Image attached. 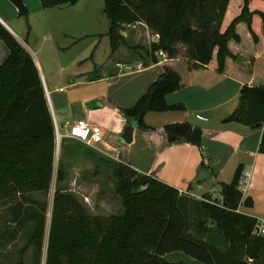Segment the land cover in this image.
<instances>
[{"label":"trees","instance_id":"trees-1","mask_svg":"<svg viewBox=\"0 0 264 264\" xmlns=\"http://www.w3.org/2000/svg\"><path fill=\"white\" fill-rule=\"evenodd\" d=\"M21 17L29 10L23 0H10ZM43 8L73 5L78 0H40ZM110 20L111 53L126 44L121 33L125 25L144 23L158 40L145 51L158 63L156 53L167 58L177 54L176 45H186L188 70L205 67L224 73L228 59H234L232 43L246 49L262 42L264 0H104ZM244 25L246 35L238 31ZM30 31V26L28 25ZM0 38L9 54L0 65V195L12 197L51 188L56 134L39 68L24 45L0 22ZM247 41V46L244 44ZM262 51V46H257ZM262 59H260L261 61ZM263 64V62H262ZM244 73H251L256 60ZM258 66V64H257ZM260 66V65H259ZM98 66L88 74L98 78ZM182 74L169 65L136 101L122 109L128 121L143 130H154L144 122L148 112L185 109L170 104L167 95L183 87ZM224 123L263 128L260 151L264 153V83H245L237 106ZM162 136L169 142L186 141L201 146L203 130L190 122L170 123ZM116 190L123 212L109 217L90 215L72 194L55 191L45 264H186L168 261L164 255L182 251L204 264H264V236L254 233L258 220L238 211L243 198L239 189L243 177L240 164L229 182H221V200L202 199L181 193L176 187L139 173L121 161L115 169ZM36 240L33 264H41L42 230ZM23 264V260L20 261Z\"/></svg>","mask_w":264,"mask_h":264},{"label":"crops","instance_id":"crops-1","mask_svg":"<svg viewBox=\"0 0 264 264\" xmlns=\"http://www.w3.org/2000/svg\"><path fill=\"white\" fill-rule=\"evenodd\" d=\"M29 10L28 17H21L18 8L10 0H0V22H2L26 47L34 58L40 69L41 76L45 82L46 90L49 93L51 104L57 118V111L60 114L63 124L67 121H77L79 119L86 120L91 124L100 125L104 132V142L102 147L106 150H117L114 143H126L120 140V136L128 125L133 126V121H128L122 109L129 107L135 101L137 95L142 96L149 86L162 73L165 65H169L178 70L179 61L174 58H162L158 63H150L140 69H131L129 64H121L120 62H112L111 65L104 68V64L93 62L88 66L87 70L81 71L80 67H75L74 73H65L64 75H54L52 79V89L49 87L46 74V59L50 60L46 55L39 56L44 50L42 42L37 38L32 46H28L25 42L32 39L31 31L34 34V26H30L32 15L38 18L39 24L48 26V22L54 25L53 30H46L45 41H50L51 51L55 60H63L64 52L71 47V43L64 44V41L70 37L65 31L66 27L62 24L70 25L78 23L80 17L70 13L64 14L60 9L67 4L59 5L51 8H43L40 0H23ZM264 10V4L261 5ZM46 24V25H45ZM30 26V31L28 29ZM143 26L145 33L149 29L144 23L131 24ZM32 27V30H31ZM243 24H239L238 31L247 37V30ZM143 32V33H144ZM142 33V34H143ZM262 42L254 45V49H246L243 44L236 45L232 43L234 53L238 56L234 59H228L227 69L224 73L218 72L211 67H205L190 71L183 66V87L173 93L167 95V101L170 104L182 103L185 105V113L176 115L175 111H165L158 114L160 119H167L165 123H181L190 122L195 126H199L203 130L202 144L200 147L186 142L177 141L169 143L163 136L162 126H152L154 130L142 131L145 138V147L142 150L146 162H127L144 175H152L162 181H167L184 194L202 199L205 195H210L214 190L221 189V182H229L233 178L236 168L243 165V177L246 182H240L239 189L243 193L242 201L238 211L256 218L264 219V153L260 151V144L263 136V128H251L241 124L224 123L226 117L231 115L237 106L240 89L243 84H260L264 83V23H262ZM153 42L158 40L157 34H152ZM58 39V40H56ZM34 40V39H33ZM61 41V42H60ZM70 43V44H69ZM262 46V51L257 49ZM36 49V50H35ZM9 54V48L0 38V65L4 62ZM111 55V47H110ZM109 55V56H110ZM239 56H243V64H238ZM255 59L256 66L251 73H244L247 70L246 65ZM260 59H262L260 61ZM187 62V61H185ZM263 62V64H262ZM258 64V66H257ZM260 65V66H259ZM98 66L100 72L98 78L94 80L88 79V74L94 71ZM161 66V70L157 67ZM124 67L125 70H122ZM93 68V69H92ZM118 68H121L120 70ZM103 70V71H102ZM102 71V72H101ZM184 71V72H183ZM145 74L140 81L128 80L126 87H117L114 89L113 98H109L108 94L114 87L116 77L127 78L131 74ZM157 73V74H156ZM160 73V74H158ZM158 75V76H156ZM186 78V79H185ZM135 84V95L130 98L131 102L123 104L116 98L120 89H126ZM63 85V86H60ZM79 90L86 92L80 93ZM183 91V92H182ZM182 92V93H180ZM75 95V98H72ZM54 96V99L53 97ZM78 96L79 98H77ZM122 97V96H120ZM138 99V98H137ZM58 120V118H57ZM153 123V122H151ZM151 124H149L150 126ZM132 134V141L126 143L133 145L139 134V129L135 128ZM112 147V148H109ZM175 158H178V165L184 164L183 171L179 172V179L168 180L163 176V171L168 168L170 172ZM190 168L189 175L186 177V169Z\"/></svg>","mask_w":264,"mask_h":264},{"label":"rangeland","instance_id":"rangeland-1","mask_svg":"<svg viewBox=\"0 0 264 264\" xmlns=\"http://www.w3.org/2000/svg\"><path fill=\"white\" fill-rule=\"evenodd\" d=\"M67 5L69 6H64V8L60 10L64 12V14L70 13L75 17L79 16L80 19L78 23H72L67 26L62 24L63 27H66L65 31L70 34V37L72 36L64 41V44L70 42L72 45L64 52L65 56L63 60H55L56 57H53L49 50L51 42L44 40V38H46L45 36H47L45 29H54V25H51L54 19L49 20L47 23L48 26L46 24V26H43L39 24L38 18L32 15V22L30 21L29 24L30 26H34V34L32 33L33 31L30 32L34 38L28 41L25 39L27 45L29 47L32 46V48L34 46L32 44L36 38L42 42L44 50H42L41 53L37 52V54L41 57L46 55L50 58V60L46 59L45 70L48 84L51 89L53 87L51 83L53 74H72L74 73L73 70L75 71L74 68L78 66L81 71H85L94 61L104 64V68L108 67V69L112 62L129 64L131 69H139L138 65L141 63L139 62L140 60H143V62L150 60L148 52L145 51V48H149L154 39L152 35L154 32L150 29H147L148 31L146 33L143 31V33V26L141 25H137L136 27L133 25H125L121 33L126 38V44L121 45L116 52L110 55L108 36L110 31V20L104 13V0H78V2L73 5ZM244 44L247 46L248 43L246 40ZM176 48L177 54L174 60L186 61L188 59L186 45L178 43ZM155 55L158 60L163 58L158 53ZM185 61L178 62L179 67L177 68L181 72L183 66L188 69L187 62ZM246 67V71L249 72L252 66L246 65ZM125 68L126 67L122 70H125ZM128 68L126 69L128 70ZM118 69L120 70L121 68ZM161 69V66L157 67V70ZM99 72L100 69L98 68L97 74H99ZM143 75L145 74L134 73L127 76V78L116 77V82L114 87L110 89L108 97L113 98L115 88H125L127 85L126 83L130 82L128 80L133 79L135 81H140ZM135 86V84H132L131 87L133 88H128L130 86H127L126 89L122 88L115 91V93L119 94H115L116 98H119L123 104H128L131 102L130 98L136 96ZM79 92L82 93L86 91L79 90ZM52 97L54 99V96ZM76 97L79 98L78 96ZM140 97L137 95L131 106H134ZM72 98H75V95ZM173 111H175L174 113H176V115H180L179 113L183 115V113L186 112L185 109ZM158 113L161 112H148L144 118L145 124L147 126L151 124L150 127H163L167 125L168 123H165L167 119H160L159 115L162 114ZM57 118L60 131L65 135L67 129L63 125V120L58 111ZM133 126L139 129V134L133 145L120 143L119 141L114 143L117 153L120 156L119 158L127 162L141 161L148 163L149 160L144 158L142 154V150L145 147V138L142 136V131L144 130L139 128L140 126L136 121H133ZM110 152H112V150ZM120 162L121 161L114 159L103 151L88 147L82 141L67 136H63L60 140L56 139L53 178L49 191L16 194L12 197H3L0 195V264H20L21 260H23V264H33L37 254V246L36 240H34V242L31 241V237L37 232V225H39V229L42 230V247L39 252L40 260L41 264H45L54 206V195L59 187L62 188L63 192L74 195L85 206L90 215H98L106 218L113 214L122 213L124 208L116 190V176L114 173ZM171 166L173 172H170L168 168H166L162 175L166 176L168 180H176V178L178 180L179 172L183 171L184 164L181 163L178 165V158H175ZM189 173L192 172H190V168H187L185 173L186 177ZM164 182L175 187V185L167 181ZM220 191L214 190L210 195L217 200H221L222 195ZM164 257L172 262L184 261L186 264H204L182 251L171 252L164 255Z\"/></svg>","mask_w":264,"mask_h":264},{"label":"built area","instance_id":"built-area-1","mask_svg":"<svg viewBox=\"0 0 264 264\" xmlns=\"http://www.w3.org/2000/svg\"><path fill=\"white\" fill-rule=\"evenodd\" d=\"M157 53L161 57L167 58V55L163 50H160ZM138 66L139 69L143 67L141 63ZM54 125H55V134L57 140H60L63 136H67L72 139L82 141L88 147L103 151L104 153L112 156L114 159L118 161H122L119 158L120 156L117 153V150H112V152H110L102 147V144L104 142V132H103V128L100 125L91 124L86 120H82V119H79L77 121H67L65 124H63L67 129V133L65 135H63L60 131V125L58 123L56 116L54 120ZM242 182L243 183L246 182V179L244 177H242L241 179V183ZM254 233H256V235L264 236V219L258 220Z\"/></svg>","mask_w":264,"mask_h":264},{"label":"water","instance_id":"water-1","mask_svg":"<svg viewBox=\"0 0 264 264\" xmlns=\"http://www.w3.org/2000/svg\"><path fill=\"white\" fill-rule=\"evenodd\" d=\"M243 59L244 57L243 56H239L238 60H237V63L238 64H243ZM43 80V78H42ZM44 82V81H43ZM44 87H45V92H46V97H47V101H48V104H49V107H50V110H51V113H52V117H53V120H55V113H54V110H53V107H52V104H51V100H50V97H49V93L48 91L46 90V86L44 84ZM133 130H134V127L132 125H128L124 132L122 133V135L120 136V140L123 141V142H126V143H130L132 141V134H133ZM147 182V177L145 175H143L142 177H140L139 179V183L141 185H145Z\"/></svg>","mask_w":264,"mask_h":264},{"label":"bare ground","instance_id":"bare-ground-1","mask_svg":"<svg viewBox=\"0 0 264 264\" xmlns=\"http://www.w3.org/2000/svg\"><path fill=\"white\" fill-rule=\"evenodd\" d=\"M57 153H58V148H57Z\"/></svg>","mask_w":264,"mask_h":264}]
</instances>
